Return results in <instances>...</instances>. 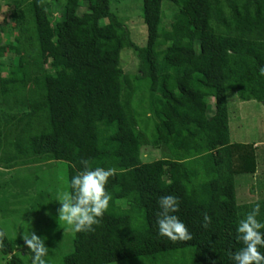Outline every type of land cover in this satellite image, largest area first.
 Masks as SVG:
<instances>
[{
	"label": "trees",
	"instance_id": "1",
	"mask_svg": "<svg viewBox=\"0 0 264 264\" xmlns=\"http://www.w3.org/2000/svg\"><path fill=\"white\" fill-rule=\"evenodd\" d=\"M3 1L0 169L64 162L66 182L81 161L115 170L107 211L72 234L59 264H232L243 216L235 177L254 175L264 151L230 140L228 96L264 106V0H142V46L110 0ZM1 186L17 203L30 185ZM166 195L190 240L158 235ZM0 254L27 264L1 227Z\"/></svg>",
	"mask_w": 264,
	"mask_h": 264
},
{
	"label": "rangeland",
	"instance_id": "2",
	"mask_svg": "<svg viewBox=\"0 0 264 264\" xmlns=\"http://www.w3.org/2000/svg\"><path fill=\"white\" fill-rule=\"evenodd\" d=\"M112 11L120 21L129 29L130 36L133 41L142 46L145 41V25L142 20V0H110ZM165 6V4H163ZM7 10V5L0 0V23L3 14ZM168 11L163 9L162 19H167ZM129 56V55H128ZM9 55L6 53L2 57V61L8 62ZM130 57V56H129ZM131 58V57H130ZM127 62L133 61L130 59ZM237 98L233 94L228 96V112L230 117L229 136L230 140H236L237 137H243L244 140L264 139V114L263 116H255L250 121L247 119L243 125H237ZM257 103V102H256ZM263 106V105H262ZM264 107V106H263ZM259 104L250 111L258 113ZM252 117V116H251ZM263 125V131L259 128L260 121ZM251 122V127L249 123ZM255 122V126L253 125ZM243 128V130L239 128ZM238 128V130H237ZM238 134V136H237ZM240 135V136H239ZM264 155V154H263ZM145 159L156 157L157 153L149 154L143 152ZM257 162V171L254 175H238L235 177V194L237 203L243 208V215L247 209H251L254 201H261L264 204V156H261ZM57 167L51 164H34L26 166H18L6 171L0 169V184L8 181L10 178L17 181L28 183L29 190L26 195L22 193L21 199L15 203L11 199V187H0V227L4 230L6 236L17 245V251L24 255L25 262L31 264V257L28 254V248L22 239L23 234L29 231L35 233L44 239L48 249L47 260L49 264H59V256L66 253L70 248V240L72 233L69 232L63 224L59 225L57 219L59 203L57 201H49L44 193H50L52 190L63 189L66 186V168L64 162H57ZM35 173L41 177L40 181L35 182ZM44 180H43V179ZM34 186V187H33ZM33 187V188H32ZM32 188V190H30ZM38 203L35 207H31L28 201L31 200ZM3 202V203H2ZM55 203V206H51ZM264 219V207L261 209V220ZM64 229V230H63ZM182 259L186 258V252H182ZM178 256V255H177ZM179 259L181 258L178 257ZM4 259L0 254V264Z\"/></svg>",
	"mask_w": 264,
	"mask_h": 264
},
{
	"label": "clouds",
	"instance_id": "3",
	"mask_svg": "<svg viewBox=\"0 0 264 264\" xmlns=\"http://www.w3.org/2000/svg\"><path fill=\"white\" fill-rule=\"evenodd\" d=\"M264 76V67L259 69ZM83 169L72 175L66 186L55 193L53 200L59 203L58 221L72 234L90 232L99 223V218L107 211L111 194L106 191L109 178L114 176L113 168H90L87 161H81ZM156 213V228L158 235L170 241H187L191 233L175 214L179 209V200L173 195L161 196ZM264 207L261 201H254L250 211L246 212L235 226V239L240 248L230 254L232 264H264V220L261 215ZM210 217L203 215L202 227L207 228ZM64 230V229H63ZM22 239L28 248L31 264H49L47 260L48 247L44 239L29 231Z\"/></svg>",
	"mask_w": 264,
	"mask_h": 264
},
{
	"label": "crops",
	"instance_id": "4",
	"mask_svg": "<svg viewBox=\"0 0 264 264\" xmlns=\"http://www.w3.org/2000/svg\"><path fill=\"white\" fill-rule=\"evenodd\" d=\"M257 101H254V100H249V101H238L237 103V125H243V123L247 120V119H250V121L252 119L257 118V116H263L262 114H264V107L262 106L261 103L257 102ZM256 104L258 105L259 104V111L258 113H255L254 111H250L251 108H255L256 107ZM252 116V117H251ZM260 121V125H259V128L263 131V125L261 123V120L259 119ZM229 123H230V120H229ZM255 126V122L253 124ZM249 126L251 127V122L249 123ZM239 128V127H238ZM237 128V130H238ZM241 130H243V128H239ZM238 136V134H237ZM240 136V135H239ZM238 139H236L235 141L234 140H231L233 142H253L254 146L256 148H261V151H264V139H251V140H244V138L241 136V137H237ZM264 154V153H263ZM264 156V155H262Z\"/></svg>",
	"mask_w": 264,
	"mask_h": 264
}]
</instances>
